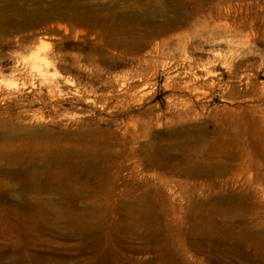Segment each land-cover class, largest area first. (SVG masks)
I'll use <instances>...</instances> for the list:
<instances>
[{
    "label": "rangeland",
    "instance_id": "obj_1",
    "mask_svg": "<svg viewBox=\"0 0 264 264\" xmlns=\"http://www.w3.org/2000/svg\"><path fill=\"white\" fill-rule=\"evenodd\" d=\"M210 13L236 37L194 34ZM258 93L264 0H0V264H264Z\"/></svg>",
    "mask_w": 264,
    "mask_h": 264
},
{
    "label": "bare ground",
    "instance_id": "obj_2",
    "mask_svg": "<svg viewBox=\"0 0 264 264\" xmlns=\"http://www.w3.org/2000/svg\"><path fill=\"white\" fill-rule=\"evenodd\" d=\"M190 5V4H189ZM186 9V8H185ZM181 11V10H180ZM163 12V11H162ZM184 12V10H183ZM197 12V11H196ZM149 13V12H148ZM150 14V13H149ZM151 15V14H150ZM216 16H221V14H217L215 13ZM168 16V15H167ZM214 16L213 13H210L208 18L204 17L202 19H197L195 24H194V29L192 30L194 32V34H199L200 36H202L206 41H214L219 37H227L229 39V37L235 36L234 31L238 28L235 27L234 25L228 24L226 22V26L225 27H221L218 24L215 23L214 18L212 17ZM147 19V18H146ZM159 19V18H158ZM219 22V21H218ZM224 22V21H223ZM148 23V21H147ZM178 23V22H177ZM180 23V22H179ZM146 24V23H145ZM223 25V24H222ZM225 25V24H224ZM151 26V25H150ZM144 28V27H143ZM174 27L171 25L167 28H165L164 32H168L169 30L173 29ZM240 30V29H239ZM236 32V31H235ZM191 33L186 32V33H174V34H170L167 36L166 39H163L162 41H156L153 45L152 42H149V44H146V47L151 46V48L154 49H177L179 47H183L186 48L188 45L192 44L193 39H187L190 36ZM141 36V35H140ZM198 37V36H197ZM236 37V36H235ZM230 41V39H229ZM148 42V41H147ZM204 42V41H203ZM140 44V43H139ZM216 45V44H215ZM196 46V44H195ZM193 48V46H191ZM190 47V48H191ZM137 48V47H136ZM182 48V49H183ZM189 48V47H188ZM187 48V49H188ZM143 50V49H142ZM190 50V49H189ZM165 51V50H164ZM185 52V51H184ZM179 53V52H178ZM165 54V53H164ZM187 55V53H186ZM168 56V55H167ZM36 58H40V60L47 64V60L45 58L39 57V55L35 56ZM187 57V56H186ZM160 59V58H159ZM164 59V58H163ZM167 59V58H166ZM184 59V58H183ZM188 59V58H187ZM158 60V59H157ZM190 60V59H188ZM175 62V60H172ZM184 62V61H183ZM160 63V62H159ZM162 63V62H161ZM160 63V64H161ZM172 64V62H170ZM188 63V62H187ZM186 63V64H187ZM192 63V62H191ZM170 64V65H171ZM180 64V63H179ZM169 65V66H170ZM189 65V63H188ZM192 65V64H191ZM162 66V65H161ZM182 66V65H180ZM185 66V65H183ZM165 67V66H162ZM196 67V66H195ZM194 67V68H195ZM167 68V67H165ZM187 68V67H186ZM190 68V65H189ZM188 68V69H189ZM192 68V67H191ZM170 70V69H169ZM179 70V69H178ZM175 76H177V78L173 79V81L175 80L176 86L178 85L179 89L183 92L187 93V96L181 98V103L184 104L185 108L187 107L189 110L195 108L196 102H200L205 101V98L208 96L211 97L212 93V89L215 86L216 83H218V80H220L221 76L219 75V72L217 70H215V66L213 64L210 65H205L203 67H201L200 69L194 70L193 72H177L175 74ZM242 76V75H241ZM171 78V77H170ZM244 80V79H243ZM174 83V85H175ZM172 84V83H171ZM248 85V84H247ZM167 86L168 83H167ZM172 86V85H171ZM174 87V86H173ZM177 89V87H176ZM146 86L143 88V93L146 94ZM149 91V90H148ZM150 92V91H149ZM148 92V93H149ZM179 92V91H178ZM223 92V91H222ZM258 92V91H256ZM135 94V93H134ZM133 94V95H134ZM176 97H177V93ZM259 96H264V93H258ZM132 95V94H131ZM181 95V94H180ZM136 96V95H135ZM175 96V95H174ZM141 97H143V94H141L140 99H142ZM178 97H179V93H178ZM135 98V97H134ZM144 98V97H143ZM133 99V97H132ZM136 99V98H135ZM179 99V98H177ZM204 99V100H203ZM173 100V98H172ZM176 101V100H174ZM180 101V100H179ZM208 101V100H206ZM177 104V102L175 103ZM206 104H208L206 102ZM180 105V104H179ZM203 107H205V104H203ZM174 106V105H173ZM176 106V105H175ZM200 106V104H199ZM172 107V106H171ZM177 107V106H176ZM173 108V107H172ZM184 108V107H183ZM174 109V108H173ZM179 109V106H178ZM194 110V109H193ZM202 110V109H200ZM199 110V111H200ZM205 110V108H204ZM181 112V111H180ZM198 112V110H197ZM204 112V111H203ZM189 113V112H188ZM190 132V131H189ZM202 151V150H201ZM258 156V154H257ZM257 159V158H256ZM209 162V161H208ZM212 164V163H211ZM201 168V167H200ZM206 168V167H205ZM210 168V167H209ZM212 169V168H210ZM208 171V170H207ZM195 172V171H194ZM210 172V171H209ZM202 173V172H201ZM237 175H240L239 173ZM255 176V175H254Z\"/></svg>",
    "mask_w": 264,
    "mask_h": 264
}]
</instances>
